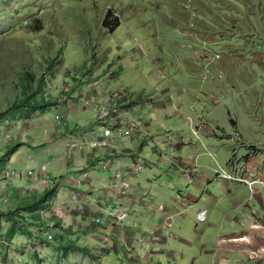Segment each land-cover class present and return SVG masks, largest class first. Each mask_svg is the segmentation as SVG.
<instances>
[{"label":"rangeland","instance_id":"rangeland-1","mask_svg":"<svg viewBox=\"0 0 264 264\" xmlns=\"http://www.w3.org/2000/svg\"><path fill=\"white\" fill-rule=\"evenodd\" d=\"M236 1L239 3V0ZM252 1L255 3L250 9L248 5L252 4ZM252 1H248V4L245 5L248 12L239 8L235 10L236 16L232 19H237L245 35H252L255 32L258 34L261 32L264 35V0ZM206 2L210 4L209 1ZM172 4L169 0H0V113L7 110L17 94L22 92L19 81V75L22 72L29 71L30 74H34L36 81L33 86L35 89L38 88L39 80L44 78L45 85L42 87L41 96L54 101L62 98L66 84L73 81L72 77L69 80L66 76L79 72L84 65L92 62L96 63L98 75L109 71L108 73L114 76L103 82L97 91H87V97L103 98L107 86H110L114 91L137 92L135 93L137 96L142 95L143 98H150V100L152 98L156 103L170 104L168 106L171 109L182 105V113L185 115H198L203 108L207 109L206 113H210L212 120L219 122L222 130L226 131L228 140L220 143L218 160L212 154L204 158L206 164L212 167L214 172L220 166L222 167L224 161L232 156L230 145L238 149V156H242L245 153L244 149H247V145L251 143L246 138L250 136L249 133L258 130L252 129V127L258 126V122L253 121V111L249 110L251 107L250 100L247 98L249 90L242 80L241 82L237 80V76L245 72L247 80L252 78L256 81V87H253L256 88L255 91L264 94V68L261 65L249 66L246 63H239L242 64L239 65L237 62L231 61L225 66L224 87L214 89L205 84L204 74L217 76L218 69L219 71L224 70L218 66L211 69L204 63L199 66L197 58L203 61V54L199 47L203 50L204 47L209 50H212L213 47L218 51L233 50L237 53L236 47H222L223 40L220 37L226 36L232 39V36L227 31V26L220 25V18L217 15L209 16L202 13L203 7L206 6L202 1L198 4L197 9L189 8L185 0H180L177 7ZM257 5L259 6L258 10L256 9ZM211 7H206V10L209 9L211 12ZM220 8H223L222 18L229 20V15L225 13L231 11L229 6H220ZM109 13L112 14L110 18H108ZM193 15L196 16H194L195 21L199 23L194 22V29L188 27L182 29L181 24L187 25V20H191ZM116 18L120 23V28L113 32L105 27V22L109 21V24L113 25ZM169 20L171 21L170 25L168 24ZM177 26H179V31L176 29ZM174 38L176 40L173 41ZM207 39L213 43H205ZM199 42L204 43L201 45ZM233 43L241 47L247 41L243 37H238ZM142 53H144V57L141 56ZM176 59L179 62H175ZM51 62L53 65L50 67ZM169 62L172 66H169ZM193 70H196V74L193 73ZM115 73L118 74L117 78ZM228 73L230 76H227ZM201 88L204 95L200 92ZM22 97L23 95L20 96V98ZM79 98L80 96L77 94L75 99L67 102L68 106L69 102L71 103L68 110L73 105L78 111H65L64 114L73 127L77 123H81L78 132L81 133L88 129L91 134L96 135L99 133L97 129L100 123L94 110L95 106L87 109L80 108L76 104L79 102ZM168 100L170 102L165 104L164 102H168ZM217 100H221L222 105L217 104ZM224 104H226L225 107ZM55 109H59L61 112L62 106L58 104L45 108L44 112H32L29 118H24L21 121L23 124L3 122L2 128H0V151L5 145L11 143L7 139V135L11 133L30 131L29 135L38 136L42 140L52 137L54 128L50 123L54 121ZM142 112L145 113L144 110L138 112V118L142 117ZM38 118L47 122L48 130L35 128ZM233 120L237 121L238 128H235L236 124H233ZM212 126L217 129L215 124ZM16 129H19L20 132H14ZM186 129L191 134L187 124ZM46 131L48 132L44 134ZM236 131L245 133L241 134L243 141H241V145L240 141H231L233 140L231 135H236ZM31 136L25 137V140L32 138ZM243 136H245V141ZM262 138L264 139V136ZM59 143L61 144V141ZM38 147L41 146L37 145L35 148ZM146 149V155L152 153L155 160L159 159L151 143L146 144ZM210 150L216 152L217 148L212 146ZM29 154H32L37 160L31 162L28 159ZM47 154V145H43L39 152H34L28 147L19 149L13 156L11 166L17 167L21 171L27 168L36 169L42 162L41 158L44 160ZM126 158L122 159L123 164H126ZM168 163L162 162L159 166L162 168L159 169L163 173L162 180L166 187L171 186L175 179L172 176L175 173L170 170ZM4 170L10 172L13 168L7 165ZM47 170L58 172V168H55L54 165L47 167ZM19 174L21 173L19 172ZM154 179L157 180L156 185H153L156 188L162 181H158L159 179L156 177ZM206 180L208 181L207 175ZM12 182L13 184L0 181L3 191L0 198L1 195H4L5 199H10L11 202L15 196L14 186H25L30 181L21 179L18 175L14 179L12 177ZM40 184H42L40 186L42 189L44 183ZM209 184L210 182L205 184V191L211 189ZM258 188L262 187L257 185L255 192L259 191ZM159 189L163 191L161 187ZM0 206L3 210H9V206H4L1 200ZM136 206H140V203H136ZM135 212L137 217L135 216L136 218L132 221H142L145 226L150 225L146 218H140L139 211ZM99 216L104 217V215ZM109 221L105 220L102 225L91 223L89 226L114 225L105 234L114 233L116 238L127 235L122 232L126 224L109 223ZM10 224L11 222L5 216L0 217V258H8L10 264H38L39 260L42 261V264H170L171 261L174 264L172 257L159 255L161 250H165L167 246H157L155 245L159 244L157 241L151 242L145 248L142 247L140 241H137V243L131 244L133 251L130 252L127 250V245H130L131 242L129 240L120 239L119 242L115 241L110 246L104 236L101 237V240L97 239L96 231L90 235H82V240H78V236L75 239L74 233L68 235L67 242H64H77L78 245L80 244L79 246L88 248L90 253L71 250L66 254L59 237L56 239L59 243L49 244L44 240V231H41L39 227H31L36 232L33 236L19 235L12 243L8 242L6 234ZM131 225L137 226L138 222ZM193 242L196 243L192 247L180 245L186 256H192L191 252L196 248L200 250V243L197 240H193ZM101 246L105 248H100ZM113 248L118 250V253L111 252L110 250ZM175 262L176 264H191L188 258H180Z\"/></svg>","mask_w":264,"mask_h":264},{"label":"crops","instance_id":"crops-1","mask_svg":"<svg viewBox=\"0 0 264 264\" xmlns=\"http://www.w3.org/2000/svg\"><path fill=\"white\" fill-rule=\"evenodd\" d=\"M264 68V65H261ZM227 70V69H226ZM245 70V69H243ZM227 76H230L228 73ZM239 77V79H238ZM250 78V77H249ZM247 80L245 78V72L237 76V80L244 82L247 86L248 100H250V109L253 111V121L258 122L252 129H258L254 133H249L246 139L252 143L260 146H264V94L260 91H255L256 81ZM252 85H251V84ZM137 93V92H135ZM158 93V91H156ZM159 94V93H158ZM182 95V94H181ZM169 102V100H168ZM166 102V103H168ZM159 103V102H158ZM67 103V106L62 105V108L67 109V112L78 111L75 106H71V109ZM61 106V105H60ZM138 110H144L142 112V117L139 118L140 121H144L151 131L158 135H163L167 130L173 129L176 131H187L186 124L187 121L184 118L182 112L175 114L173 109L169 106H164L163 104H157L156 106H145L137 107ZM207 109H202L198 115H192L197 121H205L210 126L209 128L215 132L211 136L202 138L201 142L197 144H191L182 147L181 154H192L198 156L199 161L201 160L200 169L195 175V178H191L186 174L182 173L168 163V167L171 171L175 173L172 175L175 177L171 186L166 187L162 177L160 164L162 162H168L165 159H156L154 154L146 155V143L143 141V146L136 155L138 161H141L145 167L136 176H130L128 183L130 184V197L128 198L127 206L129 209L134 211H139L140 218H146L150 223L149 226H145L142 221H132L126 222V227L122 230L123 233L127 235L118 236L114 233L105 234L114 225L90 227L89 224L92 221V217L104 215L107 216V212L113 207V195L112 191L106 186L110 181L109 173L100 170L98 166L100 154L95 153L91 149H86L85 151H77L71 155L67 153L66 142L71 135H85V132H78V128L81 127V123H77L76 126H72L68 117L66 116V127L62 134L57 133V124L53 121L50 124L54 128L52 137L45 138L42 140L38 136L29 138L25 140L22 132L16 129L14 132L18 134V142L23 143L22 147L19 149H25L28 147L34 152H39L43 145H47L48 154L43 160L41 157V164L36 169H24L19 170L17 167H12L11 162L13 161L14 153L7 165H9L13 170L18 172L17 175L13 176V179L18 175L21 179L29 180L28 184L21 187H15V196L11 202L10 199H5L4 195L2 203L4 206L13 207L16 203V190L22 195L27 194V192L32 193H42L45 190L53 187H57V192L55 194V199L50 210L47 211L45 218L50 221L60 222L62 232L64 235L74 234L75 237H79L78 240H82V235H90L96 231L98 233V240L104 236L106 242L111 244L113 242H119L120 239H126L131 241L130 245L137 243V241L143 236L141 230H151L155 224L160 220L161 214L157 211L160 206H167L170 208L171 213L175 215V226L171 229L169 234L160 241L157 246H167L165 250H161L159 255H167V257H172L173 263L176 264L175 260L180 258H188L191 264H264V257L262 253L264 252V228L263 227H253L258 222L264 224V187L258 188L259 191L253 195L251 189L244 183L237 181H225L216 177V172L212 170V167L206 164L204 158L209 157V155L214 154V157L218 160V154L220 155L219 145L226 138V131H223L219 125V122L212 120L210 113H206ZM261 113V115H260ZM171 116V117H170ZM215 122V123H213ZM236 126L238 128V123L235 120ZM47 122L41 118H38V123L36 129L47 128ZM212 124L217 127L214 128ZM39 125H41L39 127ZM212 131V132H213ZM30 133V131H28ZM48 131L44 132L46 134ZM241 134L245 133L241 131ZM245 136H243L244 138ZM244 138V141L246 140ZM61 141V144L59 143ZM232 141V140H231ZM41 146L35 148L36 146ZM241 145V143H240ZM217 148L216 152H212L210 148ZM230 151L232 156L227 158L222 167L230 170L232 164H237L240 168L244 169H257L261 172L262 166L264 164L263 155H250L246 149L242 156H238V149L230 145ZM238 152V153H237ZM1 154V153H0ZM28 159L31 162H35L37 158L29 154ZM233 159V160H232ZM203 160V163H202ZM134 162V158H126L125 165H129ZM221 164V162L218 161ZM21 165L20 162H18ZM54 165L58 168V172H51L47 170V167ZM160 168V169H159ZM23 169V168H20ZM28 170L35 172L33 176H25L24 173ZM87 171L89 177L87 180L81 177V171ZM19 172L21 174H19ZM206 173V174H203ZM209 178L208 191L204 190L205 184L209 183L206 180ZM162 181L156 188L157 180ZM179 177V179H178ZM59 179V180H58ZM91 179L95 181V184L91 183ZM32 180V181H31ZM58 181H63L60 187ZM9 183L13 184L12 177ZM44 183L42 189L40 186ZM34 190H30V188ZM162 188L161 191L159 188ZM2 187H0V194L3 192ZM185 190V191H184ZM31 193V194H32ZM76 193V194H74ZM9 194V193H7ZM179 194L184 195L183 197L192 201L194 206L187 210L184 215L180 214L183 210L182 204L177 202L179 200ZM253 200L255 201L253 203ZM226 202V203H225ZM13 205H10V204ZM136 203H140V206H136ZM207 209L208 217L206 222L199 223L196 220V215L198 211ZM217 215V216H216ZM137 217V215H135ZM135 217V218H136ZM50 218V219H49ZM107 218V217H106ZM134 218V219H135ZM133 219V220H134ZM75 221V222H73ZM138 222L137 226L131 225ZM220 224V226H219ZM192 225V226H191ZM195 226V228H194ZM92 231L91 233H89ZM121 233L120 231H118ZM223 232V233H222ZM246 236L249 241H239L231 242L228 240H221L222 237L231 236ZM76 239V238H75ZM193 240H197L200 243V250L198 248L191 252V255L185 254L184 250L181 248V244L187 246H194ZM104 242V243H106ZM77 244V242H76ZM80 245V244H79ZM100 248H105L101 246ZM176 248V249H175ZM140 249L141 246H140ZM111 252L118 253V250L112 249ZM258 252L261 258H250L251 252ZM172 264V261L170 262Z\"/></svg>","mask_w":264,"mask_h":264},{"label":"built area","instance_id":"built-area-1","mask_svg":"<svg viewBox=\"0 0 264 264\" xmlns=\"http://www.w3.org/2000/svg\"><path fill=\"white\" fill-rule=\"evenodd\" d=\"M169 1L173 3L172 6L177 7L180 0ZM227 1H229L228 4L232 3L230 6L234 10V12H225L229 15V20H226L222 18V11V13L220 14V17L222 18L220 22L222 26H227L226 28L228 32H232L233 34L232 39H229L227 37L223 39L222 47H236L238 52L236 53L233 50L218 51L213 47L212 50H209L207 47H204L203 50L201 47H199L203 54V61L197 58L199 66L204 63L207 64V66L211 69L214 66H218V68L220 67V69L222 68L224 70L219 71L218 69L217 76L204 74L205 84L211 86L214 89L224 87L223 81L226 79L225 66H227L231 61L237 62V64L246 63L249 64V66H260L262 64L264 65V55H262L264 54V35L261 32H259V34L257 32H251L253 33L252 35H245L244 30L241 28V24L237 21V19H232V17L236 16L235 10H238L239 8L244 9L246 12H248L249 10L245 7V5L248 4V1L252 0H240L239 3L236 0ZM257 1L260 2L261 0ZM185 2L189 6V8L196 9L194 0H191L190 2L189 0H185ZM252 2V4L248 5L250 9L253 8V5L255 3L254 1ZM155 7L157 8V6ZM256 9H259L258 5ZM194 16L195 15L192 16L191 20H187V25L181 24L182 29H185L187 27L189 29H194V22L196 24L199 23L198 21H195L196 16ZM230 22L232 23L229 24ZM168 24H171L170 20ZM166 27L170 28L169 26ZM176 29L179 31V26H177ZM238 37L245 38L247 43L241 47L234 45L233 42ZM174 40L176 39L174 38L173 41ZM205 41V43H213V41L209 39ZM199 43L202 45L204 42ZM176 45H179V43H176ZM140 51H142V49H140ZM141 56L144 57V53H142ZM248 56L251 57L249 58ZM171 62H169V66L171 65ZM175 62H179V60L176 59ZM95 64L96 63L93 64L92 62H89L84 65L79 72L66 76V78L69 80L70 77H72L73 81H69L66 84V89L64 90L65 92L62 93V98L59 99V106H67L68 100L75 99L76 95L78 94L80 96L79 102L76 103L78 107L87 109L95 106L94 110L100 123V126L97 129L99 133L96 135L91 134L88 129H85L84 131L88 130L85 132L86 136H69L66 142L67 153L71 155L77 151H85L86 149H91L95 153V156L96 153L100 154L101 156V158L98 159V166L100 170H103L110 175V181L106 186L112 191V195L114 198L113 207L107 212V218L94 216L92 217V221L90 222V224L92 223L94 225H102L104 224L105 220H110L109 223L125 224L126 222H128L127 225H129V222H131V220L135 218L136 212L129 209L126 203L128 202V198L131 194V187L128 181L130 179V176H136L144 169V164L141 161H138L136 158V155L143 146V141H145L146 143H151L154 146V152L156 153L157 157L167 160L171 167L178 171L186 173L191 178V180H193L196 173L198 172V169L200 168L198 156H194L192 154H181V149L182 147L187 145L197 144L198 142H201L202 138L211 136L212 133L215 135V132L209 128L210 126L207 124V122L197 121L192 115H184V118L187 121V125L190 127L191 134H189L188 130L182 132L169 129L160 136L151 131L148 125L145 122L140 121L138 118V110L140 109H137V107H145L147 105L156 106L159 103L154 102V99L151 98V100H153L151 101L150 98H143L142 95L137 96L131 91H114L110 86H107L103 98L98 99L97 96L87 97V91H97L98 89H100L103 82L112 79V77L114 76L112 74H109V71L103 74L100 73L98 75V70H96L97 68L95 67ZM193 73L196 74V70H193ZM115 76L117 78L118 74L115 73ZM200 92L204 95V91L202 90V88ZM164 103L168 104L166 102ZM216 103L222 105L221 100H217ZM168 105L164 106L167 107ZM223 106L225 107L226 104H224ZM193 108L195 109V107ZM65 111H67V109L62 108L61 112L59 111V109H55L54 122L57 124V133L59 135L63 133L62 131H64V127H66L67 121L66 115L64 114ZM173 111L175 114L181 113L182 105L177 107L176 109H173ZM235 128H237L236 125ZM236 133V135H231L233 139L232 141H240V144L242 141V135L241 133H239V131H236ZM21 136L29 137V133L27 131H23ZM18 137V134L15 133L7 135V139L11 143L18 142ZM254 149H256V151H254ZM246 150L250 155L259 154L264 156V146H260L251 142L247 145ZM126 157L134 158V162L129 165L123 164L122 159ZM262 171L263 172L257 169H242L235 163L230 166V170H227V168L221 166L219 167V169L215 170L217 178L225 181H237L240 183H244L251 189L253 195L258 192H255V188L257 185H260V187H264V164L262 166ZM17 174L18 172L16 170H11L10 172L5 170L0 171V176L2 178L13 177ZM24 175L30 177L35 175V172L32 170H28L24 173ZM80 175L81 177L85 178L84 180H87L90 176L89 173L85 170L81 171ZM58 180L57 182L59 183V185L57 184V186L60 187L63 184V181ZM91 180V183L95 184V181L93 179ZM209 181L210 180L208 178V182ZM30 190H34V188L31 187ZM178 198L179 200L177 202H180L183 207V210L180 211L181 215L194 206V204H192L193 202L189 199L181 195H179ZM54 199L55 196L50 201L51 207L53 205L52 202H54ZM0 200L1 202L3 201L2 196ZM50 208L41 210V215L46 221H48V219L45 218V215L47 211L50 210ZM158 211L161 214V218L155 224L153 229L145 231L141 230L143 236L138 241H140L143 248L148 246L151 242H156L164 239L166 237V234L169 233V231L175 224V215L171 213L170 208H168L167 206H160ZM207 217V209L200 210L197 213V220L199 223L206 222ZM258 224L259 222L256 225H253V227L264 228V224ZM55 225V222H49V229L46 232L49 242L56 241L57 237L52 231L53 229H55ZM221 240H228L231 242L249 241L246 236L237 235L231 237H222ZM131 246L132 245H127V250L130 252L133 251V247ZM262 257H264V252L262 253ZM250 258H261V255L260 253L253 251L250 254ZM0 264H10V262L8 258L5 257L0 258Z\"/></svg>","mask_w":264,"mask_h":264},{"label":"trees","instance_id":"trees-1","mask_svg":"<svg viewBox=\"0 0 264 264\" xmlns=\"http://www.w3.org/2000/svg\"><path fill=\"white\" fill-rule=\"evenodd\" d=\"M203 2L206 6L203 7L202 13L212 16L217 15L220 18V14L222 13V9L220 6L228 7L231 9V12L233 13L234 10L231 8V4H228L226 0H194L195 2V8L197 9V6L200 2ZM206 1H209L208 4ZM240 2V0H239ZM223 4V5H222ZM211 7V12L209 9L206 10V7ZM112 16L111 13H109L108 18ZM105 27L107 29L112 30L115 32L118 28H120V23L118 22V19H115L114 24H109V21L105 22ZM220 25L222 26L221 22ZM232 29V28H231ZM230 35L232 36V32H230ZM226 36H221L220 39H225ZM53 65V63H50V67ZM96 67V64H95ZM20 85L22 88V92L18 93L15 100L8 106V109L5 111H2L0 113V128H2L3 122H15L16 124H23L21 122L24 118H29L30 114L32 112L42 111L44 112L45 108L56 106L57 100L51 101L47 98L41 96V90L42 87L45 85V79L42 78L39 80L38 88L35 89L33 84H35L36 78L34 77V74H30V72H22L20 75ZM23 95L22 98L20 96ZM40 97V98H39ZM43 97V98H42ZM25 121V120H24ZM233 124H236L235 121H232ZM9 128V127H8ZM23 145V143L19 142H13L5 145V147L0 151V171L6 169L7 162L9 161L10 157L17 151L19 148ZM0 181H11V177L2 178L0 176ZM57 192V187L49 188L45 190L42 193L36 192H27V194L22 195L21 193L16 190V203L13 207H9V210H3L0 209V217L5 216L9 222H11L6 238L8 242H13L15 238L19 235H25V236H33L36 234L35 231H33V227H39L41 228V231H44V240L49 244H56L59 243L57 241L48 242L46 232L49 229V223L48 221L44 220L41 215V210H46L51 207V199L55 196ZM32 193V194H31ZM55 229L52 231L55 233L56 237H59V240L62 241L64 252L67 254L71 250H80L85 253H90L89 249L86 247L79 246L74 241L67 242V235H64L62 232V229H60V222L55 223ZM32 227V228H31ZM56 238V239H57ZM65 241V242H64ZM37 255V253H36ZM38 264H42V261L39 260Z\"/></svg>","mask_w":264,"mask_h":264},{"label":"clouds","instance_id":"clouds-1","mask_svg":"<svg viewBox=\"0 0 264 264\" xmlns=\"http://www.w3.org/2000/svg\"><path fill=\"white\" fill-rule=\"evenodd\" d=\"M54 101H55V100H54ZM58 104H59V100H57V104H56V106H57ZM28 133H29V132H28ZM159 208H160V207H158V209H159ZM157 211H158V210H157ZM158 212H159V211H158ZM198 212H199V211H198ZM159 213H160V212H159ZM172 214H173V213H172ZM173 215H174V214H173ZM196 220H197V215H196ZM197 222H198V220H197ZM174 226H175V224H174ZM174 226H173V227H174ZM170 231H171V230H170ZM170 231H169V232H170ZM168 234H169V233H168Z\"/></svg>","mask_w":264,"mask_h":264}]
</instances>
